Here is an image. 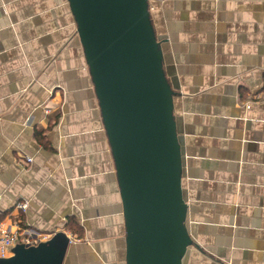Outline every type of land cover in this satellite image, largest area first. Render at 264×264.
Listing matches in <instances>:
<instances>
[{"label": "crops", "instance_id": "1", "mask_svg": "<svg viewBox=\"0 0 264 264\" xmlns=\"http://www.w3.org/2000/svg\"><path fill=\"white\" fill-rule=\"evenodd\" d=\"M149 4L176 92L184 264H264V0ZM0 192V219L67 235L62 264H124L115 166L67 0H0Z\"/></svg>", "mask_w": 264, "mask_h": 264}, {"label": "water", "instance_id": "2", "mask_svg": "<svg viewBox=\"0 0 264 264\" xmlns=\"http://www.w3.org/2000/svg\"><path fill=\"white\" fill-rule=\"evenodd\" d=\"M115 166L125 226L124 264H184L186 225L174 87L149 0H67ZM58 232L18 244L0 264H62Z\"/></svg>", "mask_w": 264, "mask_h": 264}, {"label": "built area", "instance_id": "3", "mask_svg": "<svg viewBox=\"0 0 264 264\" xmlns=\"http://www.w3.org/2000/svg\"><path fill=\"white\" fill-rule=\"evenodd\" d=\"M246 104V107H249ZM27 161H31L28 157ZM2 200V192H0V202ZM26 202H17L15 208L18 210H25ZM48 235L37 232L29 227H20L18 221H11L10 219H0V258H8L12 254L13 248L22 244L26 247L36 246L41 242L47 240Z\"/></svg>", "mask_w": 264, "mask_h": 264}, {"label": "trees", "instance_id": "4", "mask_svg": "<svg viewBox=\"0 0 264 264\" xmlns=\"http://www.w3.org/2000/svg\"><path fill=\"white\" fill-rule=\"evenodd\" d=\"M17 221H18V223H19L20 227H22V228H23V225H21V219H18Z\"/></svg>", "mask_w": 264, "mask_h": 264}]
</instances>
